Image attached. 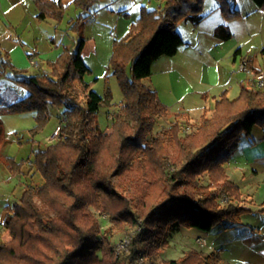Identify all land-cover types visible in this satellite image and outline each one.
Listing matches in <instances>:
<instances>
[{"label":"trees","instance_id":"16d2710c","mask_svg":"<svg viewBox=\"0 0 264 264\" xmlns=\"http://www.w3.org/2000/svg\"><path fill=\"white\" fill-rule=\"evenodd\" d=\"M35 1L39 19H62L67 6L62 0ZM252 1L264 7V0ZM72 2L86 9L91 0ZM217 2L226 20L240 17L234 0ZM202 9L203 0H164L157 9L141 7L129 30L114 40L110 65L123 100L113 112L109 132L96 123L103 96L83 78L90 68L82 56V35L73 49L64 47L49 62L51 71L18 79L28 93L0 107V114L34 111L33 132L48 119L50 105L61 106L65 119L57 140L37 149L31 161L3 157L9 172L23 176L24 181L18 199L6 206L0 264H116L104 237L109 228H101L95 210L115 223L135 225L143 218L128 252L119 255L131 261L166 245L169 234L181 226L209 232L217 225L242 224L240 215L251 209L240 205L241 192L229 180L224 163L243 136H249L255 126L264 127L262 89L245 86L234 98L224 90L204 107L198 122H183L179 117L184 114L178 112L161 136L149 139L146 135L167 109L142 80L151 74L155 59L174 55L184 43L177 30L179 21L197 24ZM88 17L78 16L74 25ZM215 35L224 40L232 33L219 25ZM136 163H144V182L152 188L142 205L132 206L110 178ZM97 173L100 180L93 181ZM37 174L40 181L35 184ZM202 177L207 178L205 182ZM223 192L229 200L221 206ZM105 199L118 206L112 208ZM165 264H221L219 249H189Z\"/></svg>","mask_w":264,"mask_h":264},{"label":"crops","instance_id":"0c3cea01","mask_svg":"<svg viewBox=\"0 0 264 264\" xmlns=\"http://www.w3.org/2000/svg\"><path fill=\"white\" fill-rule=\"evenodd\" d=\"M62 1L66 5L72 3V0ZM152 1L111 0L98 7L95 13L90 12L84 22L85 28L86 24L91 22L96 37L82 35L85 38L82 49L84 60L92 54H111L114 40L129 30L131 23L139 16L141 7L148 6ZM234 1L240 12V17L236 19L244 20L251 14L260 13L263 19L257 25L256 33L264 32V7H257L252 0ZM37 13L35 0H0V57L7 56L12 59L16 56L20 61L26 62L29 58L51 60L59 55L64 47H75V38L67 42L62 37L58 38L59 26L56 25L58 22L55 18L53 25L48 22V17L39 19ZM202 15L197 24L190 20H181L183 22L178 24L177 30L184 43L174 55H161L153 61L150 75L156 70L160 81H152L147 85L156 92L167 111L171 110L173 114L185 113L192 121L195 120V115L199 116L196 117L199 119L204 107H208L213 98L219 97L222 91L225 90L229 98H234L242 87L254 86L250 74L236 69L235 64L239 59L245 57L249 67L255 71L264 69V45L252 52L249 47L245 48L243 43L236 40L228 44L227 41L231 37L223 40L215 35L219 25L230 29L231 22L236 20L225 19L217 0L213 1L210 10L202 11ZM230 31L233 37L234 32L232 29ZM237 48H240L239 52L234 56ZM35 64L40 68L38 63ZM233 72L242 76L237 77ZM38 73L39 69L35 74ZM164 84L169 88L167 93ZM6 104L9 102L3 101L0 89V105ZM2 116L3 114H0V230L6 216V206L18 199L23 184V176L20 178L18 175H12L3 162L4 156H11L5 153L4 148L13 139L6 136L5 117L2 119ZM13 128L14 134H18V130ZM243 137L239 141V158L235 160L234 165L230 159L224 164L229 180L237 185L241 192L240 205L251 209L250 212L240 215L243 224L226 226L228 230H232L230 234L238 248L237 255L230 257V260H241L239 255L242 254V259H245L247 264H264V210H261L264 203V127L255 126L249 136ZM20 138L16 140L19 145L24 141ZM41 146L39 145L38 149H41ZM189 230L195 235L207 234L195 228ZM211 242L215 250L220 248L219 243ZM225 246L219 250L221 264H228L229 258L226 263L222 258L223 252L228 250Z\"/></svg>","mask_w":264,"mask_h":264},{"label":"rangeland","instance_id":"374dc122","mask_svg":"<svg viewBox=\"0 0 264 264\" xmlns=\"http://www.w3.org/2000/svg\"><path fill=\"white\" fill-rule=\"evenodd\" d=\"M110 1L111 0H91V3L86 9L80 5H76L74 2L69 3L63 10L62 19L57 20L58 23L56 25L59 26V30L57 31L58 38L60 39L62 37L65 42L69 41L70 39L72 40L73 38L77 40L79 35L95 38V30L91 28V22L86 24V28L85 23L74 25V22L78 16L90 14V12L93 14L95 13L96 9H98V7L104 5L105 3H109ZM213 1L214 0H203L202 11L210 10ZM163 5L164 0H153L151 4L144 7L157 9ZM259 14L260 13L251 14L247 18L245 17L244 20L236 19L232 21L230 24V29L233 30L234 36H231L227 43L232 44V42L236 40L240 43H243L245 48L249 47V49H251L250 51L252 52L257 49V47L264 45V32L261 34L256 33V27L260 20L263 19V17ZM71 17L72 19H70ZM53 20V17H48V22L53 23ZM182 22L183 21H179L180 24ZM57 56L51 60H41L39 58H31L30 60L29 58V60L26 59L27 62L25 60L20 61L16 58V56H14L12 59L7 58V56L0 57V89L2 91L3 101L9 102L10 104V101L15 102L17 99L26 96L28 90L22 82H19L18 79L23 76L33 75L36 73V71H38V69L40 70V73L51 71L52 67L49 62L55 61ZM110 56L111 54L101 56L92 54L87 56L85 58V63L90 68V72H87L83 77L85 81L91 82L92 88L104 98L96 115V123L100 129H103L106 132L111 130L110 126L113 118V112L120 107V102L123 100V93L120 89L118 80L116 76L112 74ZM238 61L235 64L236 69ZM35 63H38L40 68L36 67ZM234 75L237 77L242 76L241 74L237 73H234ZM142 81L145 85H150L152 81L159 82L160 76L156 70H154L152 75L144 78ZM163 87L165 89V93H167L169 90L167 84H164ZM260 89L264 91V87ZM209 105H212V103ZM2 106L3 105H0V107ZM2 114V119L5 117L4 126L6 129V136L10 139H13L5 146V153H9V155L13 156L17 161L21 159H27L28 162L34 158V153L38 149L39 145H42L41 149H44L49 144H52L57 140L58 134L52 138L51 133L55 129L56 125L62 124L65 119L61 106L50 105L48 107V119H46L41 126L38 125V127L40 126L38 131L33 132L32 130L37 125V121L35 119L36 113L34 111ZM183 114L184 115L182 117H179L183 122H185L187 119L190 122L199 121L198 118L196 119V117L199 116L195 115V120L192 121L185 113ZM175 117V114H173L171 110L157 117L154 120L153 127L147 132L146 135L149 137V139L158 135L161 136V130L164 127H167L171 123V120L175 119ZM12 128L17 129L18 134H14ZM187 129L188 128L185 126V130ZM19 137H21V140H24L20 145L16 141ZM33 147L34 150L36 148L35 151L32 150ZM238 147L239 144L231 155L233 158H229L233 165L235 160L238 159L240 155L239 150L241 147ZM130 168L131 169L127 168L126 170L122 171L117 176L111 175L110 179L112 183L116 185L118 190L124 193L125 198L128 200V204L132 206L142 205L144 196L152 188V185H147V183L144 182L146 178L144 172V163H136L130 166ZM19 177L21 178V176ZM205 179L202 177L203 182L206 181ZM22 180L24 181L23 177ZM99 180L100 173H97V177L93 181ZM39 181L40 177L37 174L34 176L33 182L37 184ZM11 197L13 196L11 195ZM105 197L106 194H104V198ZM105 200L112 208H116L118 206L116 201L112 199ZM228 200L229 194L227 192H223L220 199L221 206L226 204ZM95 215L99 217L102 229L109 228L104 237H106L108 246L112 249L111 258L117 259L116 264H165V261H167L169 258H178L189 249H196L204 252L215 250L211 241H216L219 243L221 245L219 246L220 248L222 246L224 247V245H226L225 247L228 248V250L222 254L224 263H226V259L229 258L227 261L228 264H247L245 262L246 260L242 259V257H244L242 254L239 255L241 256L239 257L241 260H238L237 262L230 260V257L232 258L237 255V243H235L232 235L230 234L232 230L230 231L222 225L214 226L209 232H207L206 236L195 235L189 230V228L181 226L169 234L166 245L153 248L152 250L148 251L147 254L145 252L133 261L123 259L122 256L119 257V255L122 254V252H128L129 242L136 232L140 230V223L143 218L141 217L137 224L129 225L128 223H115L113 221H109L108 217L102 213H99L98 210H95ZM199 237H204L207 241V245L200 244L197 240Z\"/></svg>","mask_w":264,"mask_h":264},{"label":"built area","instance_id":"2783aa9c","mask_svg":"<svg viewBox=\"0 0 264 264\" xmlns=\"http://www.w3.org/2000/svg\"><path fill=\"white\" fill-rule=\"evenodd\" d=\"M237 70L246 72L252 76L254 80V86L256 88H263L264 87V69L255 71L249 67L248 60L245 57H242L238 61ZM60 128V124L56 125L55 129L51 133V137H55L58 134ZM200 244L207 245V241L204 237H199L197 239Z\"/></svg>","mask_w":264,"mask_h":264}]
</instances>
